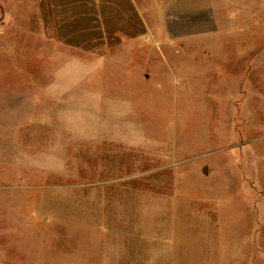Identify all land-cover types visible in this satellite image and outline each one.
Instances as JSON below:
<instances>
[{
  "label": "rangeland",
  "instance_id": "1",
  "mask_svg": "<svg viewBox=\"0 0 264 264\" xmlns=\"http://www.w3.org/2000/svg\"><path fill=\"white\" fill-rule=\"evenodd\" d=\"M221 1L210 15L207 0H165L174 13H208L215 28L190 43L166 34L127 57L95 52L94 90L61 99L34 83L61 70L57 51L35 61L31 23L3 21V7L21 4L0 0V264H100L84 223L111 219L107 206L128 196L144 216L165 194L172 202L154 218L172 255L264 264V44L251 43L264 0Z\"/></svg>",
  "mask_w": 264,
  "mask_h": 264
},
{
  "label": "crops",
  "instance_id": "2",
  "mask_svg": "<svg viewBox=\"0 0 264 264\" xmlns=\"http://www.w3.org/2000/svg\"><path fill=\"white\" fill-rule=\"evenodd\" d=\"M17 1L22 6L18 12L2 6L6 12L3 21L9 22L8 17L11 19L13 13H16L18 14L16 20L19 22L23 19L26 22L25 27L31 23L27 28L29 32L24 31L23 34L27 37L35 36L32 46L26 44L25 47L27 52L31 47H35V61L45 60L50 51H57L59 59L57 67L61 70L51 76H34V83L55 85L57 92H61L59 93L61 99H64V94L65 99H68L74 88L80 85L86 93L91 94L90 89L94 90L90 86L99 78L90 75V67L95 68L96 65L90 63L89 58L95 52L104 50L120 54L118 57L121 55L127 57L126 53L141 48H145L146 51L148 47L145 43H150L153 39L164 41L166 34L183 37V41L190 43L203 29H207L206 27L213 25L215 28L213 21L215 18H210L209 14L212 15L214 8L211 5L219 2V0H207L206 8L201 10L202 13L210 12L206 15L195 8L185 7H178L179 10L174 13L170 7H165V0ZM235 1L249 5L248 0H231V2ZM231 9L228 14L235 11L234 8ZM247 10L246 7H240L236 11L245 14ZM21 13H24V17ZM172 13L177 20L173 18L168 20ZM260 16L256 19L264 21V15ZM216 19L228 20L229 17L227 18L224 11H220V17ZM262 25L263 23L259 22L258 31L253 35L252 45L256 42L264 44ZM13 34L20 35L21 29L14 31ZM74 53L77 54L76 58ZM148 59L152 64L154 63L152 55H149ZM123 62L120 61L117 66H121ZM79 68L83 70L82 74L75 75ZM85 84L90 85L89 90L86 89ZM170 197L171 195L165 194L160 201H155L153 197L150 205L147 203L150 208L146 207V211L149 212L142 216L143 209L139 211L137 204L130 203L132 198L128 196L124 199L125 204L107 206L111 219L105 220L104 216L103 219L99 216L98 220L84 223L97 231V236L94 238L100 246L97 254L101 260L100 264H217L213 262L214 258L210 254L204 260L201 257L199 261L200 256L196 253L187 255V250H179L176 256L170 253L169 248L172 244L163 234L167 224L163 223V227L158 224L159 220L154 218L155 215L162 214L166 207L168 208L172 202ZM139 231L142 234H139ZM183 243L185 244V241Z\"/></svg>",
  "mask_w": 264,
  "mask_h": 264
},
{
  "label": "water",
  "instance_id": "3",
  "mask_svg": "<svg viewBox=\"0 0 264 264\" xmlns=\"http://www.w3.org/2000/svg\"><path fill=\"white\" fill-rule=\"evenodd\" d=\"M204 172L206 173V167L204 168Z\"/></svg>",
  "mask_w": 264,
  "mask_h": 264
}]
</instances>
